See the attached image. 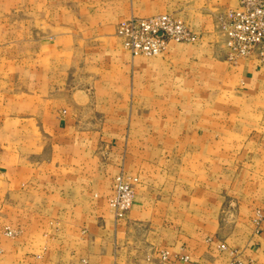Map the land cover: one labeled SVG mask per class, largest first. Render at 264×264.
<instances>
[{"label": "crops", "instance_id": "crops-1", "mask_svg": "<svg viewBox=\"0 0 264 264\" xmlns=\"http://www.w3.org/2000/svg\"><path fill=\"white\" fill-rule=\"evenodd\" d=\"M238 1L0 0V264H264V153L225 135L229 101L264 98V68L224 58ZM157 13L198 38L132 55L118 20ZM120 171L137 181L116 219Z\"/></svg>", "mask_w": 264, "mask_h": 264}, {"label": "built area", "instance_id": "built-area-1", "mask_svg": "<svg viewBox=\"0 0 264 264\" xmlns=\"http://www.w3.org/2000/svg\"><path fill=\"white\" fill-rule=\"evenodd\" d=\"M220 31L229 59L254 58L264 63V0H239L227 8L220 19ZM115 32L132 55L154 56L163 53L170 41L189 42L198 38L188 23L174 13L122 17ZM137 176L118 172L113 179V191L108 205L116 219L126 215L132 205ZM264 241V224L256 227ZM7 233H12L7 229ZM224 247L222 243L220 245ZM158 257L166 260L167 250H159Z\"/></svg>", "mask_w": 264, "mask_h": 264}, {"label": "rangeland", "instance_id": "rangeland-1", "mask_svg": "<svg viewBox=\"0 0 264 264\" xmlns=\"http://www.w3.org/2000/svg\"><path fill=\"white\" fill-rule=\"evenodd\" d=\"M18 1H19L18 7L21 8V10L23 11H25L26 6L30 7L29 9H32V7H37L38 9H40L41 7H43V0H18ZM45 4L48 5L49 3L46 2ZM223 12H221V14L219 15L218 24H219V34L221 36L220 40L224 41V35L220 31V19H221V16L223 15ZM29 18L31 19L33 17H28L26 12H22V15L19 16V20L29 19ZM22 27H23L22 22L20 21L18 24V30L20 31ZM9 34L10 33L8 32L7 36H9ZM20 34L23 35V33L18 32V35ZM223 41H221V43L225 44V42ZM5 51H7L8 53L9 48H5ZM224 54H225L224 58L233 65L240 63L241 60L244 59L242 57H239L237 59H229L226 46L224 49ZM253 59L254 58H252L251 60ZM254 60H255V62L253 61L254 63L258 64L261 68L262 67L264 68V63H261L256 59ZM261 71H264V69ZM259 87H263L262 89L264 90V74L262 75V78L260 80ZM229 102L235 105L234 107L237 108L238 112L232 114L230 110V111L225 112L226 115H224L225 118L227 119L225 121V124H226L225 135L228 136V142H229L227 145L228 146L227 151L232 150V151H242V152L264 153V98L260 96L257 98H252V97L239 98V99H232ZM245 104H249V106H245ZM255 107H258L257 112L250 113V112L243 111V109H249V108H255ZM208 132L217 134V130L214 128H209ZM243 137L244 138L246 137L247 140H245L244 143H240L239 140ZM231 142H235V143H231ZM261 162L264 163V161H261ZM112 191H113V188H112ZM257 210L255 211L251 219V225L253 227V232L255 233H256L255 231L256 227L264 224V209L257 208Z\"/></svg>", "mask_w": 264, "mask_h": 264}]
</instances>
